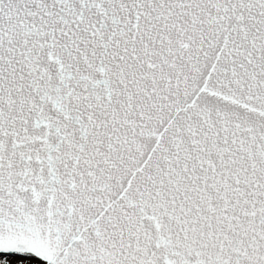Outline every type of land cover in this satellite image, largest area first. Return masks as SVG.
<instances>
[{
    "label": "snow or ice",
    "instance_id": "1",
    "mask_svg": "<svg viewBox=\"0 0 264 264\" xmlns=\"http://www.w3.org/2000/svg\"><path fill=\"white\" fill-rule=\"evenodd\" d=\"M0 251L264 264V0H0Z\"/></svg>",
    "mask_w": 264,
    "mask_h": 264
},
{
    "label": "rangeland",
    "instance_id": "2",
    "mask_svg": "<svg viewBox=\"0 0 264 264\" xmlns=\"http://www.w3.org/2000/svg\"><path fill=\"white\" fill-rule=\"evenodd\" d=\"M5 258L9 260L10 264H16L17 261L26 260V259L29 261V264H43L42 262H40L39 260H37L32 256L25 257L22 255H18V256L0 255V260H3Z\"/></svg>",
    "mask_w": 264,
    "mask_h": 264
},
{
    "label": "water",
    "instance_id": "3",
    "mask_svg": "<svg viewBox=\"0 0 264 264\" xmlns=\"http://www.w3.org/2000/svg\"><path fill=\"white\" fill-rule=\"evenodd\" d=\"M0 255L17 256V255H20V254H17V253H11V252H9V253H5V252L0 251ZM32 257H34V256H32ZM34 258H36L37 260H39L40 262H42L43 264H45V262L42 261V260H40L39 258H37V257H34Z\"/></svg>",
    "mask_w": 264,
    "mask_h": 264
},
{
    "label": "bare ground",
    "instance_id": "4",
    "mask_svg": "<svg viewBox=\"0 0 264 264\" xmlns=\"http://www.w3.org/2000/svg\"><path fill=\"white\" fill-rule=\"evenodd\" d=\"M18 256V255H17Z\"/></svg>",
    "mask_w": 264,
    "mask_h": 264
}]
</instances>
